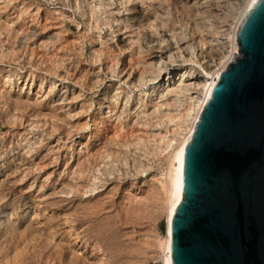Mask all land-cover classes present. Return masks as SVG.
Returning <instances> with one entry per match:
<instances>
[{
	"label": "rangeland",
	"instance_id": "374dc122",
	"mask_svg": "<svg viewBox=\"0 0 264 264\" xmlns=\"http://www.w3.org/2000/svg\"><path fill=\"white\" fill-rule=\"evenodd\" d=\"M248 1L0 0V264H165L172 124L114 73L152 38L221 51Z\"/></svg>",
	"mask_w": 264,
	"mask_h": 264
},
{
	"label": "water",
	"instance_id": "95a60500",
	"mask_svg": "<svg viewBox=\"0 0 264 264\" xmlns=\"http://www.w3.org/2000/svg\"><path fill=\"white\" fill-rule=\"evenodd\" d=\"M237 42L188 147L173 264H264V0Z\"/></svg>",
	"mask_w": 264,
	"mask_h": 264
},
{
	"label": "bare ground",
	"instance_id": "6f19581e",
	"mask_svg": "<svg viewBox=\"0 0 264 264\" xmlns=\"http://www.w3.org/2000/svg\"><path fill=\"white\" fill-rule=\"evenodd\" d=\"M257 2H259V0H249L247 2L245 9L243 11H240L241 17L238 19L239 21H237V23H236L237 25H235L236 26L235 29L233 31H230L228 34H226L227 33L226 32L224 37L222 38L221 44H222L223 49L221 51H215V49H213V48L208 49L206 46H200L198 48H193L189 45H185L184 42L177 41L178 39H175L176 36L174 37L173 36L174 34L171 36L172 37L171 39L169 38L170 42L166 45V47H163L161 44H158V42L156 43L157 40L154 41L153 38L152 39L150 38L151 39V41H150V39L148 38L150 43H152L151 47H153V49H154V53L151 56L150 60H148V61L143 60L142 54H144V51H143V48H140L141 46H139V47L130 46V47H127L126 49L122 50L123 54L126 53L129 56L128 68L123 67L124 68L123 70H119V71L114 73L117 75L118 78H120L118 83L116 84L117 87L114 88V90L116 92L118 90H120L119 94H121V93L126 94V98L125 99L123 98L124 99V105L122 107H126L128 104L135 101V103H134V110L136 112L135 117H137L136 120H138L139 118H141L140 115H142L145 112V111L144 112L143 111L138 112V111L142 108V106L145 105V104L143 105V103L145 102L146 99H147V101L150 100V102L152 103V106H151L152 110L146 116H155L158 118L159 116L161 117V115H163L162 118L164 117V119H166V121L167 120L169 121L168 123L172 124V127L169 130L166 129L167 131L165 130V128L167 126L164 127L163 130H165L166 133L164 132L163 135H162V133L159 135L158 134L156 135V136H159L158 137L159 141H158V139L156 140L158 143L157 147L158 146L160 147V144H165V146H164L165 149L170 150V156H169L170 169L168 171V193H167V195H168V198H167L168 199L167 233H166V239L162 243V247H161L165 251V255H164V263L165 264H173L172 263L173 222H174L176 209H177V207L181 201V198H182L181 190H182L183 174H184V167H185L188 147L192 141L196 126L200 120L202 112H203L207 102L211 98L212 92H213L218 80L220 79L222 73L226 70L228 65L231 62L235 61L237 59V57L239 56L238 42H237L238 31H239L240 25L243 22L244 18L250 12V10H252V8L255 6V4ZM104 6H105V4H104ZM158 17L154 16L153 21L156 22V19ZM140 19H142V21L144 20L145 27L147 26L150 28L154 25L153 21H151V19L145 15H142V17ZM128 21L129 20H127V22ZM164 26H166V25H164ZM141 27L143 28V25ZM232 29H233V27H232ZM227 31H229V30H227ZM173 37H174V39H173ZM213 41H215V40H213ZM132 43L136 46L134 41ZM132 43H131V45H133ZM161 43H162V41H161ZM100 44H102V43H100ZM179 62H184V63L179 64ZM99 68H100L99 72L104 69L103 66H100ZM68 71H69V69H68ZM61 85H64V84L62 83ZM63 88H65V86H63ZM126 88H128V89H126ZM134 90H137L138 94L135 96V99H132V96H130V95L133 93ZM112 98H115V97L113 96ZM116 101H117V99H116ZM146 105L144 107H146ZM131 112H132V110H131ZM145 114H146V112H145ZM143 116H144V114H143ZM143 116H142V119L145 118ZM117 120L119 122V120H121V118L118 117ZM161 121H162V119H161ZM161 121H159L156 124L157 129L158 128L162 129L163 122H161ZM94 122H95V120H94ZM99 123H101V121H99ZM79 129H80V127H79ZM118 131H116V132H118ZM112 134H113V132H112ZM109 138H111V137H109ZM137 138H138V136H137ZM151 138H153V136ZM124 141H125V139H124ZM141 142H142V140L139 139L138 143H141ZM80 144H81V142H80ZM113 146H115V145H113ZM119 146H120V144H119ZM133 148H134V146H133ZM142 148H143V146H142ZM136 149L137 148L135 147V150ZM137 151H139V150H137ZM151 151H152V149H151ZM149 152H150V150H149ZM103 153H104V151H103ZM125 153H126V151H125ZM79 155H80V153H79ZM81 156H83V155H81ZM120 156H121V154H120ZM148 157H149V155H148ZM79 159H80V157H79ZM109 164H110V162H109ZM120 167H121V165H120ZM95 179H98V178H95ZM93 190H95V188H93Z\"/></svg>",
	"mask_w": 264,
	"mask_h": 264
}]
</instances>
